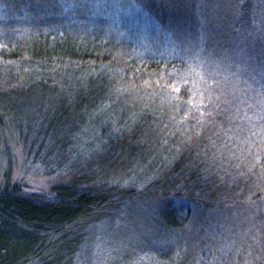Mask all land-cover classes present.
<instances>
[{
    "label": "trees",
    "instance_id": "1",
    "mask_svg": "<svg viewBox=\"0 0 264 264\" xmlns=\"http://www.w3.org/2000/svg\"><path fill=\"white\" fill-rule=\"evenodd\" d=\"M205 9L206 14L204 8L196 13L164 5L165 13L194 27L186 31L189 43L172 58L118 54V46L99 35L90 37L97 39L95 47L65 45L64 34L48 30L26 40L0 36V88L15 83L13 92L0 95V115L15 99L29 102V108L36 103L40 112L47 104L77 123L75 141L95 117L97 124L103 123L98 142L105 140L104 155L93 156L101 159L100 166L101 157L106 160L112 153L110 132L119 128L124 132L117 139L116 160L123 157L128 170H147L141 187L169 171L165 187L139 196L155 194L166 200L161 220L172 228L167 231L174 244L161 243L158 254L171 252L169 263L162 264H237L244 245H251L252 264H264V8L257 0H209ZM154 12L148 15L160 22L158 9ZM212 18L217 24L208 25L206 33ZM61 62L68 65L65 71L58 68ZM50 68L57 69L53 83L48 81ZM26 69L45 76L54 94L60 92L58 85L66 89L64 78L75 83L64 96L41 93L45 89L38 81L32 89H20V73ZM114 92L124 98L130 92L135 99L145 93L147 109L126 108L111 119ZM68 104L72 107L66 109ZM170 145L176 147L160 151ZM167 186L170 194L163 191ZM55 191L50 197L26 195L8 182L2 185L0 264L32 263L47 253V243L60 228L101 212L111 197L114 203L136 198L135 191L121 189ZM233 211L241 213L242 222L231 219ZM195 212L201 214L197 229L183 230Z\"/></svg>",
    "mask_w": 264,
    "mask_h": 264
},
{
    "label": "rangeland",
    "instance_id": "2",
    "mask_svg": "<svg viewBox=\"0 0 264 264\" xmlns=\"http://www.w3.org/2000/svg\"><path fill=\"white\" fill-rule=\"evenodd\" d=\"M257 2L264 8V0ZM166 4L175 8L184 7L196 13L204 8L206 14L209 0H0V36L7 33L9 40H26L48 30L64 34L62 38L65 45L82 42L95 47L97 39L90 37L99 35L105 42L118 46V54H153L172 58L185 42L189 43L186 31L190 27L192 32L194 27L179 22L172 13H165L162 9ZM155 9L159 11L160 22L148 15ZM217 11L216 14H219ZM214 20L212 18L205 24L206 33L208 25L217 24ZM58 68L65 71L68 65L61 62ZM54 71L57 69L50 68L49 83L56 80ZM45 79L40 72L35 74L26 69V72L20 73L21 83L17 87L32 89L38 81L45 89L41 93L47 92V96L54 94L49 91ZM74 83L64 78L67 90L62 89L63 85H58L55 89L60 92L54 95L64 96ZM11 85L8 83L0 88V95L13 92L15 86ZM129 93L126 92L128 98L118 92L113 93L114 100L110 101L111 119L123 115L126 108L144 110L148 100L144 97L145 93L140 99H135ZM18 100L15 99L9 105L12 108L2 111L0 115V188L8 182L11 187L18 188L26 195L44 197L53 196L60 187L105 193L121 189L124 192L135 191L136 195V198L115 203L111 197L110 206L101 212L60 228L52 234L51 242L47 243V253L29 264L169 263L171 252L165 250L158 254L161 243L166 241L174 244L167 231L172 228L161 220L162 212L167 210L166 200L155 194L139 197L154 191L157 186L165 187L169 171L155 175L152 181L141 187L138 183L143 185L146 182L147 170L142 167L128 170L129 163L126 160L123 162V157L117 160L115 157L114 151H117V144H120L117 139L124 131L114 128L110 132L112 153L107 157L110 160L106 161L102 156L104 165L100 166L101 159L93 156L104 155L105 140L102 144L98 142L102 122L98 121L97 124L94 117L92 125L88 123L82 128V137L75 141L72 138L76 137L73 129H77V123L68 122L65 112H55L47 104L42 106L40 112L36 103L29 108V102L26 104ZM41 101L39 97L38 104ZM67 107L72 105L68 104ZM172 135L170 132L169 138ZM172 145L160 151L174 149L176 146ZM172 163H168L169 170L172 169ZM101 174L107 175L108 179L104 176L100 179L98 176ZM163 191L170 194L173 190L168 187V190L164 188ZM233 212L231 219L242 222L241 213ZM200 215V212L193 213L187 222L190 227L185 226L183 230L197 229ZM53 241H56L55 244ZM147 249L153 251L144 255ZM253 261L251 245H244L239 252L237 264H252Z\"/></svg>",
    "mask_w": 264,
    "mask_h": 264
}]
</instances>
